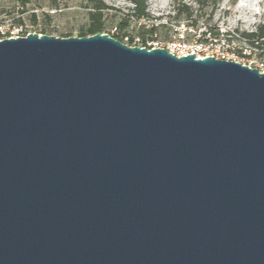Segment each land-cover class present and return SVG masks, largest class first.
Segmentation results:
<instances>
[{
	"label": "water",
	"instance_id": "1",
	"mask_svg": "<svg viewBox=\"0 0 264 264\" xmlns=\"http://www.w3.org/2000/svg\"><path fill=\"white\" fill-rule=\"evenodd\" d=\"M0 264H264V72L0 40Z\"/></svg>",
	"mask_w": 264,
	"mask_h": 264
},
{
	"label": "rangeland",
	"instance_id": "2",
	"mask_svg": "<svg viewBox=\"0 0 264 264\" xmlns=\"http://www.w3.org/2000/svg\"><path fill=\"white\" fill-rule=\"evenodd\" d=\"M153 31H144L134 15L131 0H0V15L15 18L24 32L60 38L79 37L90 24H100L102 33L116 36L129 46H148L151 40L166 44L176 30L186 27L197 33L218 32L249 53L264 58V0H144ZM99 6L105 9L99 10ZM195 32L189 31L190 40ZM261 34L258 42L243 34ZM138 37L141 44L137 42ZM145 40V41H143Z\"/></svg>",
	"mask_w": 264,
	"mask_h": 264
},
{
	"label": "built area",
	"instance_id": "3",
	"mask_svg": "<svg viewBox=\"0 0 264 264\" xmlns=\"http://www.w3.org/2000/svg\"><path fill=\"white\" fill-rule=\"evenodd\" d=\"M138 25L144 31H149L151 28L157 26L148 17L140 18ZM190 30L192 33L195 32L192 28L187 30L186 27H183L176 30V37L172 41L162 44L157 40H151L148 46L143 45V47L164 48L176 57H184L192 53L199 59L211 56L220 60L238 62L250 68H255L259 72H264V58L252 60L245 49L236 47L230 40L213 38L206 29L204 31H200V28L197 29V33L195 32L196 34L192 35V38L188 40L187 36ZM26 35L27 33L24 32L23 24L19 23L15 18L0 15V40ZM137 42L142 43L139 37Z\"/></svg>",
	"mask_w": 264,
	"mask_h": 264
},
{
	"label": "trees",
	"instance_id": "4",
	"mask_svg": "<svg viewBox=\"0 0 264 264\" xmlns=\"http://www.w3.org/2000/svg\"><path fill=\"white\" fill-rule=\"evenodd\" d=\"M134 4H135V12H134V15L137 17V18H146L148 17L146 12H145V2L144 0H131ZM99 10H103L105 9L104 6H99L98 7ZM102 27L100 26V24H96V23H92L89 25V27L87 28V31L80 34L79 37H82V36H88V35H92V34H95V33H102ZM155 28H151L149 31H153ZM207 32L210 33V35L213 37V38H220V35L218 32H214L213 30L211 29H208ZM206 34V33H204ZM109 35V34H108ZM243 36L245 38H248V39H254V42H258L260 41V39L263 37L261 34H243ZM113 38L119 40L120 42H122V40L116 36H113ZM145 41V40H143ZM123 43V42H122Z\"/></svg>",
	"mask_w": 264,
	"mask_h": 264
}]
</instances>
